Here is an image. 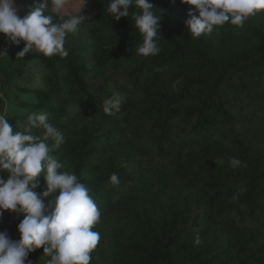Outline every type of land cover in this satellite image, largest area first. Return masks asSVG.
Returning <instances> with one entry per match:
<instances>
[{"label":"trees","instance_id":"16d2710c","mask_svg":"<svg viewBox=\"0 0 264 264\" xmlns=\"http://www.w3.org/2000/svg\"><path fill=\"white\" fill-rule=\"evenodd\" d=\"M13 1L3 175L34 196L30 259L264 264V0H85L73 21ZM14 241L0 202V264Z\"/></svg>","mask_w":264,"mask_h":264},{"label":"rangeland","instance_id":"374dc122","mask_svg":"<svg viewBox=\"0 0 264 264\" xmlns=\"http://www.w3.org/2000/svg\"><path fill=\"white\" fill-rule=\"evenodd\" d=\"M51 12L54 16L67 18L68 21H73V17L76 16L84 8L85 0H52ZM251 0H246V6L250 7ZM14 10L13 0H0V23L2 14L4 12ZM44 21L40 22L43 25ZM11 39L20 40L19 34L16 28L8 30H0V44H3L6 40ZM54 40L50 39V43H54ZM73 43V42H72ZM0 57L4 55L3 50L0 51ZM0 99L4 103V107L0 108V202L3 203L4 213L9 218V225L12 233L15 235V241L12 244L11 254L16 257L21 264H37L34 260L30 259L26 253V247L24 242V231L22 230L23 222L27 218L26 211L23 207L19 206L20 199L25 204V200L33 199L32 192L29 191L28 179H16L8 178L3 175V165L7 161H11L14 153L11 148L14 146V141L9 140L11 132L7 128L8 115L11 114L12 108L8 104V98L10 92H8V82L4 76L8 69V63L4 60L0 64ZM28 69L25 70V75L32 80L29 81L32 85L38 83L39 78L42 76L44 70L43 67L34 58L27 60ZM21 85V83H20ZM45 167H47L45 165ZM42 169V168H39ZM32 180H30V183ZM52 203L58 200L59 191L56 188H51L49 191ZM41 204L33 200L30 205L31 213L34 215L37 213ZM24 206V205H23ZM29 207V206H28ZM30 223V221H29Z\"/></svg>","mask_w":264,"mask_h":264}]
</instances>
